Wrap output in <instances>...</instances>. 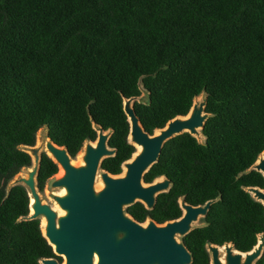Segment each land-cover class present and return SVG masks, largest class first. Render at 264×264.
Listing matches in <instances>:
<instances>
[{
  "label": "trees",
  "instance_id": "trees-1",
  "mask_svg": "<svg viewBox=\"0 0 264 264\" xmlns=\"http://www.w3.org/2000/svg\"><path fill=\"white\" fill-rule=\"evenodd\" d=\"M139 84L150 104L134 108L150 134L187 115L203 92L210 117L204 144L175 137L145 175L146 183L166 176L170 191L153 210L136 203L127 212L162 224L181 217V197L193 206L219 198L182 239L192 264H210L208 243L254 248L264 206L244 187L264 189V177L243 173L264 151V0H0V264L56 257L40 220L20 221L30 212L26 188L8 190L32 165L19 147L35 146L47 127L76 158L97 138L93 119L113 130L117 152L101 168L119 175L136 151L123 98L141 96ZM58 170L43 153L40 192Z\"/></svg>",
  "mask_w": 264,
  "mask_h": 264
},
{
  "label": "water",
  "instance_id": "water-1",
  "mask_svg": "<svg viewBox=\"0 0 264 264\" xmlns=\"http://www.w3.org/2000/svg\"><path fill=\"white\" fill-rule=\"evenodd\" d=\"M141 96L123 98V110L129 123L128 143L135 147L132 157L122 164V172L113 175L101 168L102 162L116 155L109 140L113 130H104L92 119L97 133L95 141H86L75 162L68 149L58 146L48 136L47 127L39 130L35 146L19 149L32 158L31 167L22 169L8 185V190L21 185L28 191L30 212L20 221L40 220L43 237L52 247V258L40 259V264H192L193 255L182 239L207 216L219 198L193 206L179 199L180 218L159 224L152 218L139 222L127 209L141 203L153 210L160 194L168 193L172 181L166 176L151 183L145 175L155 165L165 144L188 133L201 144L202 131L210 114L205 111L207 94L195 97L185 116H177L153 134L146 132L136 115L134 104H150V93L139 84ZM45 153L62 175L49 180L53 206L42 200L38 188V173ZM81 157L79 160L78 157ZM125 169V172H124ZM259 172L264 177V151L243 174ZM101 187H98V184ZM251 197L264 206V189L244 187ZM62 192V193H61ZM42 220L45 222L42 226ZM181 238V239H179ZM210 264H256L264 254V233L249 252L236 250L233 243L223 246L208 243ZM61 258V260L59 259Z\"/></svg>",
  "mask_w": 264,
  "mask_h": 264
},
{
  "label": "rangeland",
  "instance_id": "rangeland-1",
  "mask_svg": "<svg viewBox=\"0 0 264 264\" xmlns=\"http://www.w3.org/2000/svg\"><path fill=\"white\" fill-rule=\"evenodd\" d=\"M74 161H75V162H78V161H77V158L74 159ZM21 174H23V173L21 172L19 175H21ZM99 184H100V182H99ZM48 185H49V182L47 183V185H46V187H45V190H44L43 192H41V196H42V200H43L45 203H48L49 205L53 206V202H52V199H51V197H50V195H51V190L49 189V186H48ZM201 220H202V219H200V222L198 223V224H200V225L203 224ZM179 239H181V238H179Z\"/></svg>",
  "mask_w": 264,
  "mask_h": 264
},
{
  "label": "bare ground",
  "instance_id": "bare-ground-1",
  "mask_svg": "<svg viewBox=\"0 0 264 264\" xmlns=\"http://www.w3.org/2000/svg\"><path fill=\"white\" fill-rule=\"evenodd\" d=\"M78 159L79 160L81 159L80 155H79ZM124 172H125V169H124ZM61 175H62V171L60 170L56 176L60 177ZM98 187H101V184H98ZM44 224H45V222L42 220V226H44Z\"/></svg>",
  "mask_w": 264,
  "mask_h": 264
}]
</instances>
